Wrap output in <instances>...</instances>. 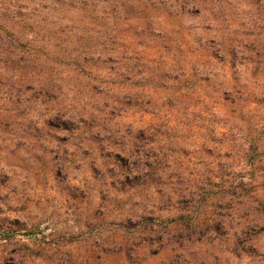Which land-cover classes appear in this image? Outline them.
I'll list each match as a JSON object with an SVG mask.
<instances>
[{
    "label": "trees",
    "instance_id": "obj_1",
    "mask_svg": "<svg viewBox=\"0 0 264 264\" xmlns=\"http://www.w3.org/2000/svg\"><path fill=\"white\" fill-rule=\"evenodd\" d=\"M237 3L236 0H0V64L6 71L9 69L7 77L0 78L2 140L17 146L21 141H30L41 149L44 147L42 151L52 156V168L58 177L66 170L63 159L68 149L64 147L69 143L83 150L84 155L92 156L90 168L100 188L101 202L110 197V202L116 204L121 201L119 194L127 195L123 203H129L128 213L119 218V224L131 230L127 232L128 237L111 245V251L123 255L127 264H135L132 255L139 246L144 250L140 262L165 252L167 256L149 264H187L183 261L192 253V244H225L228 241L222 238L227 233L224 211L230 208L231 199L246 191L247 184L253 183L252 189L264 190V142L260 136L251 137L243 150L245 169L255 175L250 183L236 178L227 180L230 175L236 176L228 162L229 151L224 156H216L217 171L208 168L207 174H201L195 170V178L191 180L185 175L191 177L193 171L186 174L181 170L183 161L176 156L181 152L179 144H175L174 133L162 129L164 124L135 127L127 123L124 130L114 127L116 118L128 110L141 114L152 112L149 107H154V100L144 90L131 91L133 86L144 89L153 83L154 89L173 90L177 84L176 90H184L180 95L189 96L193 77L207 80L192 64L187 69L197 54L185 36L179 33L170 38L165 30L156 34L151 28L150 11L163 12L157 16L163 23L173 18L186 29L203 52L198 60L223 62L228 58L233 67L236 58L233 41L226 42L216 31L231 27L232 16L239 11L235 10ZM99 4L102 9L95 16L80 11L85 8L95 11ZM133 4H139L146 12L143 16L146 21L128 15ZM247 4L250 7L243 15L241 31L253 36L252 42L257 48L251 53L244 48L241 53L247 55L254 69V84L261 88L254 95V103L264 107V0H247ZM203 12L209 18L196 24L188 22L183 27V17L193 18ZM211 29L215 32L209 35ZM24 36L31 39L23 41ZM153 36L164 41L157 47L158 58H151L152 52L142 55L131 43L125 44L136 37L133 44L142 46L146 40L152 41ZM31 40L40 41L44 46L31 48ZM51 42L57 49L54 59L45 53ZM170 43H177L174 50ZM147 61L155 64L148 68ZM44 63L50 64L52 71L53 66L54 69L62 67L74 78L84 79L89 86L87 106L95 107L99 113L85 114L84 109L79 112L67 108L60 98L61 87L56 84L53 72L44 74ZM100 70H106L113 80L99 79ZM138 77V81H132ZM115 80L118 86L129 87L120 96L109 95L111 89L106 86V83L113 85ZM242 93L239 92V97ZM100 94L109 95L111 101L105 98H99L96 103L91 101ZM222 95L224 100L234 102L230 91L222 90ZM163 104L174 105L171 97H166ZM189 107L190 104L184 107V112ZM260 130L264 132V124ZM207 140L214 141L211 137ZM202 150L211 154L213 149L203 145ZM97 158L102 160L101 166L95 164ZM190 159L193 158L189 157L188 163L206 167L203 157ZM173 160L179 162V168H172ZM65 177L66 174L63 181ZM253 199L256 214L235 236H247L249 226L263 227L264 191L260 198ZM231 241L230 248L238 257L239 238ZM245 243L250 242L246 239ZM205 253L208 258L204 257L201 264H207L208 260L211 264H222L210 246Z\"/></svg>",
    "mask_w": 264,
    "mask_h": 264
},
{
    "label": "rangeland",
    "instance_id": "obj_2",
    "mask_svg": "<svg viewBox=\"0 0 264 264\" xmlns=\"http://www.w3.org/2000/svg\"><path fill=\"white\" fill-rule=\"evenodd\" d=\"M236 1L238 3L235 5V10L239 11L232 16L231 27H222L216 31L217 36L226 42L233 41L236 55L233 67L228 58L223 62L216 59L198 60L203 52L198 49V45L185 31L186 29L181 28L173 18L163 23L157 17L163 12L151 10L152 30L156 34L160 30H165L167 37L170 38H175L179 33L183 34L189 42V47L197 54L193 56L187 69L192 64L207 80L193 77L191 79L194 82L191 85L193 93L191 92L189 96L180 95L184 90L181 88L176 90L177 84L173 90L170 88L165 90L161 87L154 89L153 83L144 89L133 86L131 91L144 90L154 100V107H149L152 112L141 114L132 112V109L122 113L115 120L114 127L122 130L127 123H132L135 127H145L150 123L164 124L162 129L167 128L171 134L174 133L177 141L175 144L178 143L181 152H185V154L179 152L176 156L183 161L181 170L186 174L190 170L193 171L191 177L185 175L191 180L195 178V170L201 174L205 172L207 174L208 168L217 171L216 156H224V152L229 151L228 162L234 167L236 176L230 175L227 180L236 178L250 183L255 175H250L245 169L243 150L251 137L254 139L260 136L264 142V132L260 130L264 124V107L254 103V95L260 92L261 88L254 84L255 77L252 75L254 69L246 59L247 55L241 53L244 48L250 50L249 53L257 48L252 42L253 36L241 31L243 26L240 23L250 6L247 0ZM101 9L99 4L95 11L92 8L80 11L95 16ZM128 12L131 17L147 20L143 17L146 12L139 4H133ZM205 18H209L207 12L193 18L185 16L182 18L183 27L185 28L188 22L201 23ZM214 32L215 30L211 29L208 34L212 35ZM80 34L81 31L77 33ZM135 38L132 37V42L126 41L125 44L131 43V46L142 55L152 52L151 58H158L157 47L164 43L161 37L153 36L152 41L146 40L142 46L133 44ZM29 39L31 36H24L22 40ZM176 44L170 43L172 50ZM29 45L31 48L40 49L44 43L31 40ZM151 46L154 49H150ZM45 49L48 57L54 59L57 49L53 46V42ZM162 56L167 59L164 54ZM168 58L171 59L170 56ZM147 64L148 68H151L155 63L147 61ZM42 70L45 75L53 72L56 84L61 87L58 90L60 98L65 101L67 108L79 112L84 109L85 114L99 113L95 107L87 106L89 86L85 85L84 79L74 78L70 71L62 67L54 69L53 66L52 71L50 64L47 63L43 64ZM145 72L147 74L148 71ZM107 73L106 70H100L99 79L113 80V76H108ZM8 74L9 69L6 71L0 64V78H6ZM138 79L140 77L132 81ZM117 81L115 80L113 85L106 83L111 89L109 95L120 96L129 89L127 86H118ZM222 90L230 91L234 102L224 100ZM239 92H243L240 97ZM108 96L100 94L91 101L96 103L99 98H105L110 102ZM166 97L172 98L174 103L172 107L163 104ZM188 104L190 107L184 112V107ZM212 128L214 130L210 132ZM2 137L0 135V264H127L123 255L111 251L113 242L122 241L126 235L128 237L127 232L131 230L124 224H119V218L128 213L129 203H123L127 195L119 194L118 199L121 201L116 204L110 202V197L104 203L101 202L100 188L90 168L92 156L84 155L83 150L75 149L74 145L69 143L64 147L68 149L63 159L66 170L58 177L52 168V156L42 151L45 150L44 147L41 149L30 141H21L17 146L14 142L3 141ZM209 137L214 141H208ZM163 141L162 139L161 142ZM203 145L212 147L211 154L202 150ZM199 156L205 159L206 167L201 163L197 165L187 162L189 157L193 158L190 160L195 161ZM221 160L224 162V158ZM101 162L102 160L97 158L95 164L100 165ZM178 163L173 160L172 168H179ZM230 168L232 170V167ZM212 178L215 179V176ZM252 185L253 183L247 184V190L239 192V197L231 199L230 208L224 211L227 233L222 238L228 242L212 246L204 243L192 244L190 246L192 253L187 255L183 263L186 261L187 264H201L204 257L208 258L205 251L210 246L218 254L219 263L264 264V223L262 228L254 229L249 226L247 236L241 234L235 236L240 232L241 226L256 214L253 197L260 198L264 191L261 188L252 189ZM237 237L239 238L238 257H236L238 254L233 253L230 248L231 240ZM246 239L249 240V244L245 243ZM142 254L144 250L139 246L132 255L135 264H149L167 256V253L163 252L159 257H150L140 262ZM207 264H211L210 260Z\"/></svg>",
    "mask_w": 264,
    "mask_h": 264
}]
</instances>
